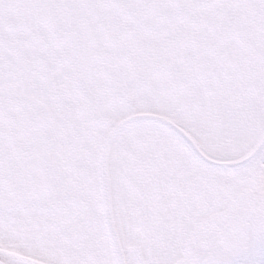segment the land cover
I'll return each mask as SVG.
<instances>
[{
	"label": "snow or ice",
	"instance_id": "obj_1",
	"mask_svg": "<svg viewBox=\"0 0 264 264\" xmlns=\"http://www.w3.org/2000/svg\"><path fill=\"white\" fill-rule=\"evenodd\" d=\"M0 264H264V0H0Z\"/></svg>",
	"mask_w": 264,
	"mask_h": 264
}]
</instances>
